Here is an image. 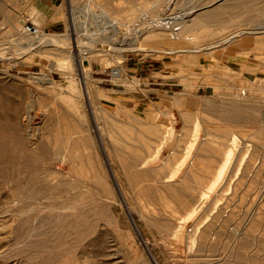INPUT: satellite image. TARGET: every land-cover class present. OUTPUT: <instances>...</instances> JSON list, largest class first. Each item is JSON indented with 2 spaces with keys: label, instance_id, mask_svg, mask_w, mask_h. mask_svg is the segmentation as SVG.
I'll return each mask as SVG.
<instances>
[{
  "label": "rangeland",
  "instance_id": "1",
  "mask_svg": "<svg viewBox=\"0 0 264 264\" xmlns=\"http://www.w3.org/2000/svg\"><path fill=\"white\" fill-rule=\"evenodd\" d=\"M69 1L0 0V264H211L212 260L215 264H264V127L259 120L264 112V0H175L181 16L191 9V19L215 12L214 20L187 23L179 40L163 30L127 35L126 25L135 24L154 0H90V6L85 5L87 0H73V6ZM161 2L159 11L165 0ZM56 6L60 15L52 22L41 8ZM148 12L145 18L151 17ZM25 23L38 27L41 36L21 32ZM236 32L244 35L231 40H244L241 46L231 48L221 42L202 50ZM130 38L135 45H122ZM56 47L61 53L53 50ZM78 65L84 73L78 72ZM126 66H143L141 77L127 78L135 77L134 69L127 77L110 76L112 69L125 71ZM98 77L119 84L114 104L100 101L95 91ZM150 82L162 92L148 95ZM123 86L131 92L123 93ZM175 96L184 98V108L173 103ZM237 96L242 109L251 114L250 123L244 117L231 115L232 119L203 108L206 101L214 108L232 103L228 98ZM183 111L192 114L195 127L181 117ZM54 139L59 140L60 150L70 146L74 160L64 161L57 153L46 160L31 156L37 147L54 144ZM200 139L216 154L203 159L205 164L210 161V172L185 177L178 170L190 163ZM233 139L236 145L230 161L216 187L209 189ZM156 144H161L162 155L149 160L151 169L135 163L129 168L149 176L134 180L125 175L121 159L131 162L132 153L140 160L150 159ZM73 153L82 154V160L78 158L82 163L76 164ZM97 178L104 185L100 191ZM40 183L47 194L34 202L27 194ZM168 186L176 189L171 192ZM62 202L71 209L73 204L77 207L67 209L68 213L60 209ZM80 202L90 212V233L82 241L57 238L50 216L60 207L64 211L58 209V213L66 212L73 220ZM99 208L101 215L96 213ZM256 214L261 216L256 230L248 232ZM179 226L182 230L176 234ZM232 228L247 231L242 236L244 245L238 242L233 247Z\"/></svg>",
  "mask_w": 264,
  "mask_h": 264
},
{
  "label": "bare ground",
  "instance_id": "2",
  "mask_svg": "<svg viewBox=\"0 0 264 264\" xmlns=\"http://www.w3.org/2000/svg\"><path fill=\"white\" fill-rule=\"evenodd\" d=\"M85 1V0H84ZM90 0H87V2L85 3V5H89V2ZM155 1V4L152 6V7H150L149 9H147V11L146 10H142V12L141 13H143V14H145L146 12H150V14L152 13L153 15H155V16H152V14H151V17H149V18H145V16H144V18H142L141 16H140V18L138 19V20H136V23L135 24H132L131 25V23L130 24H127L126 25V27H128V34L127 35H131L132 33H137L138 32V30H140V31H142L143 33L142 34H144V33H147V32H150V31H152V30H154V31H156V30H163V32L164 31H167V32H169L168 34L170 35L169 36V38H171V39H173V40H179L180 39V37H183V36H181V32L183 33L185 30H187L185 27H186V25H187V23H189L190 24V21L192 20L194 23H196V22H202V21H204V22H206V20H204V19H213L215 16L212 14V13H215V12H212L210 15H208L207 13H205V14H207V15H205L204 14V16L202 15V17H200V18H194V19H191V17H190V14L193 12V10L191 9V10H189V11H187L186 13H184L183 14V16H181L179 13H177V15H176V13H175V15H173L171 12L173 11V5H174V3H175V0H165V2L163 3V8L164 9H160V11H159V7H160V4L162 3L161 1H164V0H154ZM219 1H223V0H217V2H219ZM235 1V0H234ZM237 1V0H236ZM246 1H251V0H246ZM238 2V1H237ZM216 3V2H215ZM69 4L71 5V6H73L74 4L76 5V2L75 1H73V0H70L69 1ZM220 4V3H219ZM81 5V4H80ZM217 5H218V3H217ZM90 6V5H89ZM162 6H161V8H162ZM209 6V5H208ZM224 8V11H225V7H223ZM73 9V8H72ZM143 9V8H142ZM145 9V8H144ZM220 9V8H219ZM139 10V8L137 9V11ZM215 10H216V8H215ZM214 10V11H215ZM218 10V9H217ZM221 10V9H220ZM223 10V9H222ZM221 10V11H222ZM140 11H141V9H140ZM144 11H146V12H144ZM148 12V13H149ZM208 12V11H207ZM217 13H218V11H216ZM157 13H159V14H157ZM100 14L102 15V16H107V13H106V11L104 10V9H100ZM149 14V15H150ZM170 14V15H169ZM188 16L190 17V19L189 20H186L187 18H188ZM147 17V16H146ZM141 19H142V23H140V25L139 24H137L138 22H140L141 21ZM214 20V19H213ZM210 21V20H209ZM134 23V22H133ZM144 24H145V26H144ZM110 25H113L112 23L110 24ZM202 25V24H201ZM197 26V25H196ZM188 27V26H187ZM198 27V26H197ZM185 28V30L183 31L182 29H184ZM192 28V27H191ZM194 28V27H193ZM74 29H75V25H74ZM114 29V28H113ZM188 30H190L189 28H188ZM245 31H247V30H245ZM166 32V33H167ZM243 32V31H242ZM244 33V32H243ZM256 33V32H255ZM24 34H27V33H24ZM242 33L241 32H236V33H233L231 36H228V37H226V38H224V39H220L221 41H218L216 44L214 43L212 46L211 45H209V46H207L208 48H200V49H202V50H204V51H207V50H210L214 45H217L218 43L220 44L221 42H224V43H226V44H229L230 45V47L231 48H237V47H239V46H241L243 43H244V40L243 41H240V40H238V41H233V40H231V38L233 37V36H235V37H239L240 35H241ZM245 34V33H244ZM244 34H242V35H244ZM27 35H30V36H33V37H37V36H41V31L39 30V33H37V34H35V35H32V34H27ZM153 35V34H152ZM157 35V34H156ZM155 35V36H156ZM45 36H48L47 34H45ZM154 36V37H155ZM160 37V39H162V37L163 36H161V35H157V37ZM149 37H150V35H149ZM153 37V36H152ZM164 38V37H163ZM131 39H133V38H130L129 40H127V41H123V43H122V45L123 44H125V45H127V46H132V45H135L136 44V42H135V40H131ZM145 39V38H144ZM147 39H148V36H147ZM149 39H155V38H149ZM159 39V38H158ZM159 39V40H160ZM183 39V38H182ZM20 40H23V39H21L20 38ZM142 40V39H141ZM146 40V39H145ZM153 41V40H152ZM157 41V40H156ZM37 42V41H36ZM135 43V44H134ZM223 43V44H224ZM120 45V44H119ZM220 46V45H219ZM59 48H55V49H53L54 51H56V52H60L61 53V51H59L58 50ZM199 49V50H200ZM60 50H62V49H60ZM194 52H196V51H194ZM63 53V52H62ZM81 58H82V56H81V54H80V51H78V62L80 63V60H81ZM78 72L81 74V73H84V70L81 68V65H78ZM110 76H112V77H115V78H118V77H122L123 76V74H122V70H120V69H112L111 70V75ZM71 81V80H70ZM47 83H51V81L50 80H47ZM85 84H86V82H85ZM88 87V86H87ZM86 87V88H87ZM89 90V89H88ZM87 91V90H86ZM85 91V92H86ZM84 92V93H85ZM89 92V91H88ZM86 94H87V92H86ZM85 95V94H84ZM89 95V94H88ZM90 97V96H89ZM234 97V96H233ZM228 98V100L227 101H233L232 103L231 102H228V103H223V105H219V106H217V105H215L214 106V108L212 107L213 106V104H211V103H209V102H205V105H204V107L203 108H205L208 112H206V113H213V109L215 110L214 111V113H219V114H221V115H227V114H229L230 116L232 115V116H234V117H244V118H250V116H251V114H250V112H246V110H245V108L244 109H242L243 107L241 106V104L240 103H238L239 102V100H240V96H237V98L238 99H235V98ZM60 99V98H59ZM184 99V98H183ZM183 99H182V97L181 98H177L176 96H175V99L173 100V103L175 104V105H181L184 101H183ZM67 100V99H66ZM88 100V99H87ZM234 100H236V101H234ZM237 102V103H236ZM71 103V102H70ZM51 104V103H50ZM62 104V103H61ZM88 104V103H87ZM184 104V103H183ZM183 104L181 105V107L183 106ZM237 104V105H236ZM88 106V105H87ZM89 107V106H88ZM180 107V106H179ZM183 108H184V106H183ZM212 109V110H211ZM185 110V109H184ZM249 110V109H248ZM92 113V112H91ZM186 113V112H185ZM184 113V111H183V113L182 114H180L181 115V117L183 118V117H185V120L186 121H188V122H191V124H192V126L193 127H195V120H192V118H190V116L192 115H187V114H185ZM190 113V112H189ZM93 114L94 113H92L91 115L93 116ZM185 114V115H184ZM95 116V115H94ZM194 116V115H193ZM230 116H228L227 115V117H230ZM231 116V118L232 119H234V117H232ZM253 116V118H254V115H252ZM226 117V116H225ZM260 118L261 119H259L260 120V123L263 125V127H264V112L262 113V115L260 116ZM193 119H195V118H193ZM257 119V120H258ZM183 120V119H182ZM253 120V119H252ZM95 121V120H94ZM186 121H185V123H186ZM246 121V120H245ZM248 122H249V119L247 120ZM254 121H256V119L254 118ZM184 123V126L187 124H185ZM250 123V122H249ZM259 123V124H260ZM155 124V123H154ZM94 125H96V124H94ZM137 125V124H136ZM262 125H260V126H262ZM183 126V127H184ZM187 126V125H186ZM156 127V126H155ZM263 127H261V129L263 128ZM94 128H96V127H94ZM197 128V127H196ZM194 129V128H193ZM192 129V130H193ZM53 130V129H52ZM147 130H148V128H147ZM152 130V129H151ZM156 130V129H155ZM158 130H160V129H158ZM169 130V129H168ZM174 130V129H173ZM196 130V129H195ZM59 131V130H58ZM262 131H264L263 129H262ZM161 132V131H160ZM164 132V131H163ZM165 132H167V131H165ZM209 132V131H208ZM261 132V131H260ZM260 132H259V134H260ZM57 133V132H56ZM156 133H157V131H156ZM196 133V132H195ZM264 133V132H263ZM262 133V134H263ZM161 134H163V133H161ZM166 134V133H165ZM170 134H172V133H170ZM197 134V133H196ZM195 134V135H196ZM223 134V133H222ZM262 134H260V135H262ZM19 135H21V134H19ZM147 135V134H146ZM155 135V134H154ZM207 135V134H206ZM32 136V135H31ZM60 136V135H59ZM171 136V135H170ZM54 138H55V136H53ZM157 137H159V136H157ZM164 136L162 135V138H163ZM167 137V136H166ZM203 137V136H202ZM22 138H24V137H22ZM27 138H28V135H27ZM59 138H61V137H59ZM149 138V137H148ZM153 138V137H152ZM156 138V137H155ZM168 138V137H167ZM173 138V136L171 137V139ZM175 138H176V136H175ZM18 139H19V137H18ZM56 139V138H55ZM54 139V141L56 142H54V144H52L51 146H48V145H50V144H46V145H41V146H39V147H37V149H35V151H34V153H32V155L31 156H34V155H36V156H39V157H41L43 160H46V159H48L49 158V156L52 154V156L54 155V153H57V154H59L60 155V158L61 159H63L64 161L65 160H71V159H73L74 160V158H71V155H70V146H68L67 144L66 145H64L63 146V150H60L58 147H56V144H58L59 143V140H58V143H57V141ZM157 139V138H156ZM155 139V140H156ZM196 139V138H195ZM207 139H209V138H207ZM19 140H21V137H20V139ZM24 141H25V139H23ZM158 140H159V138H158ZM161 140V139H160ZM191 140H194V139H191ZM196 140H198V138L196 139ZM201 140V139H200ZM198 141L197 142V147H196V150H195V152L193 153V155H192V157H191V155H190V160L191 161H189L187 164V166H185L184 168H182V169H179L178 170V172L181 170V174L183 175V176H188V175H190V176H196L197 174H208L209 172H210V165H209V162L210 161H208V163L207 164H205V163H203V159H206V158H210V157H212L214 154H215V151H213L212 150V148L211 147H209V145H207V144H205V145H203V143H202V140L201 141ZM204 140L206 141V139L204 138ZM203 140V141H204ZM234 140V139H233ZM232 140V143H233V145H230V148L228 149V151L226 152V154H225V156L223 157V159H222V164H221V166L219 167V168H217V169H215L216 171H215V176H214V180L211 182V184L209 185V189H214L215 187H216V185H217V183L219 182V180L221 179V177H222V175H223V173H224V171H225V168H226V165L228 164V162L230 161L229 159H230V155H232L233 154V151H234V145H236V143H235V140L233 141ZM18 141V140H17ZM35 141V140H34ZM67 141V140H66ZM82 141V140H81ZM149 141V140H148ZM208 141V140H207ZM21 142V141H20ZM31 141H28L27 143H30ZM157 142H159V141H157ZM161 142H162V140H161ZM173 142H174V139H173ZM193 142V141H192ZM3 143V142H2ZM18 143V142H17ZM23 143V142H22ZM160 143V142H159ZM20 144V143H19ZM25 144V143H24ZM38 144V143H37ZM166 144V143H165ZM168 144V143H167ZM167 144H166V147H167ZM170 144V143H169ZM196 144V143H195ZM31 145V144H30ZM152 145V144H151ZM161 144H156L155 145V148H154V151H155V154L153 155V156H151V155H149L150 156V159H146V158H143V159H141L140 160V156L139 155H137L136 153H132V154H130V159H131V162H125L124 161V159H121V160H123V169H126L124 172L126 173L125 175H127V176H133V178H134V180H136V179H143V178H146V177H148L147 176V172H145L144 170H142V171H136V170H134V171H131V170H129V168H131V166H132V164H134L135 163V166H140V168L141 169H148L149 167L147 166L149 163V160L151 161L153 158H155V157H157V155H160L161 154V149H162V147L160 146ZM19 146H21V144L19 145ZM24 146V145H23ZM84 146V145H83ZM115 146V145H114ZM148 146V145H147ZM165 146V145H164ZM191 146V145H190ZM31 147V146H30ZM30 147H27V148H30ZM19 148H21V147H19ZM173 148V147H172ZM25 149V148H24ZM31 149V148H30ZM170 149V148H169ZM20 150H22V149H20ZM26 150V149H25ZM29 150V149H28ZM142 150V149H141ZM189 150H191L190 149V147H189ZM199 150H200V156L198 157V155H197V153L199 152ZM227 150V149H226ZM171 151V150H170ZM191 152H193V150H191ZM22 153V152H21ZM24 153V152H23ZM23 153H22V155H23ZM31 153V152H30ZM72 154V153H71ZM74 154V153H73ZM186 154V153H185ZM203 154H204V156H203ZM206 154V155H205ZM29 155V154H28ZM56 155V154H55ZM75 155V154H74ZM78 157H77V156ZM75 156H76V158L75 159H77L78 161H77V163L76 164H78V163H82V161H80L79 162V159L78 158H80L79 157V155L80 154H76ZM82 155V154H81ZM80 155V156H81ZM162 155V154H161ZM216 155V154H215ZM57 156V155H56ZM75 156H73V157H75ZM145 156V155H144ZM168 156L169 155H167V158L165 159L164 158V160L163 161H167L168 160ZM188 156V155H187ZM27 157H29V156H27ZM87 157V155L85 156V158ZM148 157V156H147ZM219 157V156H218ZM222 157V156H221ZM3 158V155H0V159H2ZM37 158V157H36ZM81 160H82V158H80ZM87 159V158H86ZM185 159V158H184ZM40 160V159H39ZM43 160H41V161H43ZM88 161H89V159H87ZM187 160V159H186ZM178 161V160H177ZM188 161V160H187ZM205 161V160H204ZM72 162V161H71ZM74 162V161H73ZM75 162H76V160H75ZM75 162H74V164H75ZM137 162V163H136ZM176 162V161H175ZM184 162V161H183ZM69 163V162H68ZM165 163V162H164ZM171 163V162H170ZM174 163V162H173ZM25 165H26V163H24ZM162 164V163H161ZM239 164V163H238ZM24 165V166H25ZM150 165V164H149ZM163 165V164H162ZM83 166H84V164H83ZM89 166V165H88ZM164 166V165H163ZM174 166V165H173ZM178 166V165H177ZM42 167V166H41ZM41 167H39V168H41ZM148 167V168H147ZM153 167V166H152ZM151 167V168H152ZM156 167V166H155ZM179 167V166H178ZM44 168V167H43ZM42 168V169H43ZM94 168V167H93ZM151 168H149V169H151ZM162 168V167H161ZM172 168V167H171ZM177 168V167H176ZM48 169V168H47ZM86 169V168H85ZM34 170V169H33ZM44 170V169H43ZM164 170V169H163ZM42 171V170H41ZM169 171V170H168ZM31 172H32V170H31ZM92 172V171H91ZM160 172V171H159ZM166 172V171H165ZM175 173H176V171H175ZM30 174V173H29ZM36 174V173H35ZM40 174V173H39ZM94 174V173H93ZM158 174V173H157ZM164 174V173H163ZM163 174H162V176H163ZM177 174H180V173H177ZM171 177L173 176V175H170ZM179 176V175H178ZM37 177V176H36ZM45 177H46V175H45ZM94 177V176H93ZM34 178V177H33ZM167 178V177H166ZM25 179H26V177H25ZM36 179V178H35ZM95 179V178H94ZM33 180V182H34V179H32ZM85 180H87V179H85ZM97 180H98V178H97ZM95 181V185H96V189L97 190H99L102 186H104L102 183H101V181L100 180H98V181ZM174 180V179H173ZM264 180V179H263ZM38 181V180H37ZM71 181V180H70ZM83 181V180H82ZM149 181V180H148ZM188 181V180H187ZM20 182V181H19ZM81 182V181H80ZM94 182V181H93ZM104 182V181H103ZM171 182V181H170ZM186 182V181H185ZM21 183H22V181H21ZM182 183L184 184V182L182 181ZM181 183V184H182ZM261 183H263V181L261 182ZM29 184H30V182H29ZM39 184V183H38ZM41 184V183H40ZM104 184H106V183H104ZM19 185V184H18ZM24 185H26V184H24ZM33 185V184H32ZM64 185V184H63ZM186 186H187V182H186V184H185ZM185 185H184V189H185ZM17 186V185H16ZM20 186V185H19ZM60 186V185H59ZM175 186V185H174ZM180 186H182V185H180ZM179 186V187H180ZM26 187V186H25ZM263 187H264V184H263ZM11 188V187H10ZM21 188V187H20ZM106 188V187H105ZM187 188V187H186ZM260 188V187H259ZM13 189V188H12ZM55 189V188H54ZM63 189V188H62ZM107 189V188H106ZM168 189L172 192L173 190H175L176 188L175 187H172V186H168ZM261 189H262V187H261ZM29 190V189H28ZM102 190V189H101ZM118 190V189H117ZM183 190V189H182ZM264 190V189H263ZM2 191V190H1ZM23 191H24V189H23ZM52 191V190H51ZM100 191V190H99ZM17 192V191H16ZM48 192H49V190H48ZM94 192V191H93ZM181 192V191H180ZM262 192V191H261ZM20 193H21V191H20ZM23 193V192H22ZM24 194V193H23ZM44 194H47L46 193V190L44 189V187L42 186V184L39 186V187H37L36 189H34V190H30L29 192H28V194H27V197L28 198H30L31 200H33L34 202H35V200H37L38 199V201L40 200V198L42 197V196H44ZM93 194V193H92ZM101 194V193H100ZM260 194V193H259ZM264 194V193H263ZM262 194V195H263ZM182 195H184V194H182ZM100 196V195H99ZM202 196H203V193L202 194H200V198L196 201V204L197 203H200L201 202V200H202ZM260 196H261V194H260ZM264 196V195H263ZM262 196V197H263ZM26 197V196H25ZM101 197V196H100ZM163 197V196H162ZM183 196H181V198H182ZM261 197V198H262ZM67 198V197H66ZM82 199V197H80L79 198V200H81ZM98 199V198H97ZM21 200H25V199H21ZM28 200V199H27ZM30 200V201H31ZM46 200V199H45ZM51 200V199H50ZM70 200V199H69ZM78 200V201H79ZM99 200H101V199H99ZM103 200V199H102ZM182 200V199H181ZM38 201H37V203H38ZM93 201V200H92ZM91 200L89 201V202H92ZM105 201V200H104ZM21 202V201H20ZM25 202H27V201H25ZM24 202V203H25ZM32 202V201H31ZM76 202V201H75ZM82 202V201H81ZM80 202V204H79V206H78V208L80 209L77 213H78V215H77V217H75L73 220H70L68 217V215H67V211H68V213H69V210L70 211H72V210H74L73 208H75L76 209V207H73L74 206V204H73V206H71L72 207V209L68 206L69 205V203L67 202V203H65L64 204V202H62L63 204L61 205V208L60 209H66V212H64L65 214H59L58 213V209L57 210H55L56 212L55 213H53L51 216H50V221H53L54 220V222H55V224H54V228H52L51 227V229H55V231L57 232V238L60 236V238H63L64 239V237H66V238H72L73 239V237L74 238H77V240L78 239H80V241H82V240H84V239H86V237H87V234L88 233H90V229H91V224H89L88 223V220H87V218H88V212L89 211H86V210H84L82 207L84 206L82 203ZM182 202V201H181ZM42 203V202H41ZM40 203V204H41ZM78 203V202H77ZM86 203V202H85ZM84 203V204H85ZM169 203V202H168ZM2 204V203H1ZM33 204V203H32ZM95 204V203H94ZM164 204V203H163ZM195 204V203H194ZM41 205H43V204H41ZM71 205V204H70ZM76 205V204H75ZM78 205V204H77ZM88 205H89V203H88ZM91 205V204H90ZM167 205H169V204H167ZM186 205V204H185ZM241 205V204H240ZM86 206V205H85ZM93 206V205H92ZM92 206H90V207H92ZM190 206V205H189ZM197 206H198V204H197ZM104 207V206H103ZM164 207V209H165V206H163ZM167 207V206H166ZM260 207V206H259ZM77 208V209H78ZM88 208V207H87ZM94 208V207H93ZM46 209H49V210H52V208L50 209V208H46ZM59 209V211H62V210H60ZM67 209H69V210H67ZM169 209V208H168ZM172 209V208H171ZM185 209V208H184ZM32 210H33V208H32ZM102 208H99V209H97L96 210V213H98V215H101L100 213L102 212ZM30 211V210H29ZM64 211V210H63ZM62 211V212H63ZM91 211V210H90ZM143 211V210H142ZM183 211V210H182ZM192 211H194V209L192 210ZM209 211V210H208ZM248 212V211H247ZM51 213V212H50ZM90 213V212H89ZM96 213H95V211H92V214H94V216L96 215ZM192 213V212H191ZM190 213V214H191ZM253 213V212H252ZM262 213V212H261ZM22 214H24V213H22ZM49 214V213H48ZM74 214V213H73ZM91 214V215H92ZM189 214V213H188ZM249 215H250V212L248 213ZM47 216H49V215H47ZM71 216H72V214H71ZM93 216V217H94ZM171 216V215H170ZM262 217H263V215H262ZM34 218V217H33ZM47 218V217H46ZM49 218V217H48ZM97 218V217H96ZM206 218H208V217H206ZM248 218V217H247ZM261 218V216H260V214H256L255 215V218L254 219H251V227H248V232H250L251 230H253L254 228H256V226H257V222L256 221H258L259 219ZM102 219V218H101ZM100 219V220H101ZM170 219V218H169ZM244 219V218H243ZM92 220V219H91ZM205 220V219H204ZM245 221V220H244ZM262 221V220H261ZM260 221V222H261ZM43 222V221H42ZM99 222V221H98ZM199 222V221H198ZM241 222V221H240ZM196 223V222H195ZM264 223V222H263ZM49 224H51V223H49ZM94 224V223H93ZM200 224V223H199ZM243 224H244V222H243ZM242 224V225H243ZM47 225H48V223H47ZM53 225V224H52ZM94 225H96V224H94ZM94 225H93V227H94ZM109 225V224H108ZM242 225L240 226V227H242ZM250 225V224H249ZM51 225H49V227H50ZM97 226V225H96ZM198 226V225H197ZM245 226V225H244ZM262 226L264 227V224H262ZM184 227V226H183ZM189 227V226H188ZM234 227H238V225L236 226H234ZM99 228V227H98ZM201 228V227H200ZM250 228V229H249ZM258 228V227H257ZM48 229V228H47ZM51 229H50V231H51ZM95 229V228H94ZM195 229L196 230H198L197 228H196V226H195ZM182 230V227L181 226H179V229H178V231H177V233L176 234H179V232ZM256 229H254V231H255ZM49 231V230H48ZM95 232L94 233H97L96 231L97 230H94ZM231 231H232V234H233V241H231L232 242V245H233V247L235 246H237V243L238 242H240L239 243V245L238 246H240V245H244V242H242L243 240H242V236H244L246 233H247V231L245 232H243L241 229H231ZM210 232V231H209ZM257 232V231H256ZM52 233H54V231L52 232ZM211 233V232H210ZM99 234V233H98ZM105 234V233H104ZM202 234V233H201ZM201 234H199L200 236H202L203 237V234L201 235ZM251 234V233H250ZM259 234V233H258ZM51 235V234H50ZM55 235V234H54ZM99 236V235H98ZM102 236V235H101ZM260 236V235H259ZM263 236V235H262ZM93 237V236H92ZM95 237H96V235H95ZM195 237H196V235H195ZM201 237V238H202ZM205 237V236H204ZM254 238H255V236H253ZM200 238V237H199ZM214 238V237H213ZM90 239V238H89ZM263 239H264V237H263ZM53 240H55V239H53ZM62 240V239H61ZM66 240V239H65ZM76 240V239H75ZM194 240V239H193ZM202 240V239H201ZM213 240V239H212ZM227 240H228V238H227ZM67 241V240H66ZM191 241V240H190ZM55 242V241H54ZM88 242V241H87ZM92 242H94V241H92ZM101 242V241H100ZM100 242H98V243H100ZM211 242V241H210ZM229 242V241H228ZM227 242V243H228ZM65 243V242H64ZM71 243V242H70ZM190 243H192V241L190 242ZM255 243V242H254ZM56 244V243H55ZM229 244H230V242H229ZM89 245V244H88ZM254 245H256V244H254ZM260 245V244H259ZM90 246V245H89ZM58 247V246H57ZM101 247V246H100ZM99 247V248H100ZM202 247V246H201ZM205 247H206V245H205ZM109 248V247H108ZM112 248V247H111ZM101 249V248H100ZM105 249V248H104ZM199 249V248H198ZM202 249V248H201ZM200 249V250H201ZM244 249V248H243ZM57 250V249H56ZM224 250V249H223ZM228 250V249H227ZM210 251V250H209ZM214 252V251H213ZM223 252V251H222ZM116 253V252H115ZM228 253V252H227ZM96 254V253H95ZM102 255V254H101ZM106 255V254H105ZM210 255V254H209ZM212 255H214V254H212ZM202 256H203V254H202ZM103 257V256H102ZM205 257V256H204ZM215 257V256H214ZM221 257H222V255H221ZM206 258H207V256H206ZM208 258H209V256H208ZM207 258V259H208ZM211 259V258H210ZM214 259V258H213ZM216 260V259H215ZM65 261H66V259H65ZM213 261V260H212ZM212 261H211V264H212ZM111 262V261H110ZM210 261H208V263H209ZM207 263V264H208ZM213 263H214V261H213ZM216 263V262H215ZM214 263V264H215ZM108 264V263H107ZM210 264V263H209Z\"/></svg>",
  "mask_w": 264,
  "mask_h": 264
},
{
  "label": "crops",
  "instance_id": "3",
  "mask_svg": "<svg viewBox=\"0 0 264 264\" xmlns=\"http://www.w3.org/2000/svg\"><path fill=\"white\" fill-rule=\"evenodd\" d=\"M34 5L35 6H41V2H37L34 1ZM42 13L44 14L45 17H47L50 21L54 22L55 20L58 19L59 15H60V10L59 7H48V8H41ZM131 69H134L135 72H132L135 77L130 76L127 77V75L129 73H131ZM144 68L143 66H126L125 71L122 69V74L123 76H126L129 79L132 78H136L137 76H140V71H142ZM163 69H161L160 71H162ZM102 75H106L107 74H102ZM110 77V76H109ZM141 77V76H140ZM96 79V83H95V88H96V93L100 98V101L102 103H106L108 104H114L115 100L117 99V97L120 95L119 92V84L116 83H112L110 78H106V77H98L95 78ZM156 83L155 82H150L148 83L147 86V94H155L158 95L162 92L161 88L155 87ZM124 87V86H123ZM125 88V87H124ZM131 92L130 89H124L123 93H128Z\"/></svg>",
  "mask_w": 264,
  "mask_h": 264
},
{
  "label": "built area",
  "instance_id": "4",
  "mask_svg": "<svg viewBox=\"0 0 264 264\" xmlns=\"http://www.w3.org/2000/svg\"><path fill=\"white\" fill-rule=\"evenodd\" d=\"M177 1H178V0H177ZM177 1H176V2H177ZM176 2L174 3V5H173L174 9H173V11L171 12L173 15H175V13L177 14V13L181 12L179 9L175 8V6H176ZM169 15H170V14H169ZM21 32H23V33H27V34L35 35V34L39 33V29H38V27H36V26L33 25V24L25 23V24H23L22 27H21Z\"/></svg>",
  "mask_w": 264,
  "mask_h": 264
}]
</instances>
